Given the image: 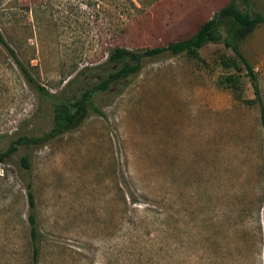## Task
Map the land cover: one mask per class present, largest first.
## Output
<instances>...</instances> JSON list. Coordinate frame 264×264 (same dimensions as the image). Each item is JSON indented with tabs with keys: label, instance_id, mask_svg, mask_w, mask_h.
Listing matches in <instances>:
<instances>
[{
	"label": "rangeland",
	"instance_id": "rangeland-1",
	"mask_svg": "<svg viewBox=\"0 0 264 264\" xmlns=\"http://www.w3.org/2000/svg\"><path fill=\"white\" fill-rule=\"evenodd\" d=\"M1 1L2 33L52 96L0 44V152L50 132L53 101L105 77L111 48L185 41L231 2L264 16V0ZM241 50L264 103V22ZM199 53L147 59L79 128L0 161V264H33L29 179L39 264H264L261 108L223 41Z\"/></svg>",
	"mask_w": 264,
	"mask_h": 264
},
{
	"label": "trees",
	"instance_id": "trees-1",
	"mask_svg": "<svg viewBox=\"0 0 264 264\" xmlns=\"http://www.w3.org/2000/svg\"><path fill=\"white\" fill-rule=\"evenodd\" d=\"M244 1L250 6L253 5L250 3V0ZM130 2L132 3V1ZM10 11L11 9L0 0V16L6 20L8 26L10 25L7 20L13 15ZM263 22L264 16L260 13L252 15L248 11L240 10L235 2H231L221 9L214 18L204 23L191 38L185 41H179L167 47L147 49L145 51H133L122 47L111 48L105 63L109 68L105 77L97 83L84 88L81 94L74 96L73 101L63 98L55 99L53 101L54 116L51 131L42 137L19 138L7 150L0 152V161L5 162L11 160L20 147H39L60 135L79 128L91 112L98 110L94 96L96 94L108 93L114 86L124 83L137 75L147 59H155L165 53H170L172 55L185 54L191 59L199 60L201 58L199 53L200 49L208 43H218L221 41L224 42L227 48L232 50L236 61L246 68V75L251 81L255 96L251 102L260 106L264 127V103L258 76L241 50L242 42ZM0 44L7 49L10 57L19 67L28 84L33 86L43 96L51 97L52 95L37 83L29 68L20 60L18 53L9 44L1 29ZM87 70L89 69H83L78 73V76L84 75ZM21 163L25 169L31 170L32 162L28 156H23ZM26 191L30 206L29 224L30 237L33 245L32 260L33 264H39L41 237L35 216L36 201L33 183L30 179L27 181Z\"/></svg>",
	"mask_w": 264,
	"mask_h": 264
}]
</instances>
